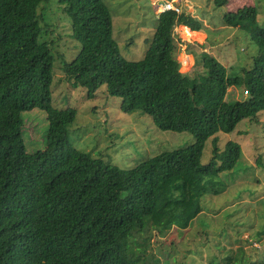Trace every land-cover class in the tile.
Returning a JSON list of instances; mask_svg holds the SVG:
<instances>
[{
    "label": "trees",
    "instance_id": "16d2710c",
    "mask_svg": "<svg viewBox=\"0 0 264 264\" xmlns=\"http://www.w3.org/2000/svg\"><path fill=\"white\" fill-rule=\"evenodd\" d=\"M48 3L0 0V264H138L145 260L141 244L149 229L163 234L172 226L187 227L201 211L203 195L220 192L218 176L235 166L241 148L228 140L218 149L214 135L264 111V57L228 75L202 53L195 58L206 71L201 83L180 72L176 59L174 28H203L191 14L160 12L144 56L131 61L112 37L104 0H58L70 19V36L80 44L70 62L60 55L66 80L89 96L104 85L108 95L120 98L123 113L146 114L160 130L193 137L187 146L123 169L73 147L68 126L76 111L51 105L54 41L41 40L50 26L40 24ZM228 3L214 0L216 7ZM256 15L254 6L239 7L226 11L222 22L264 50ZM230 86H242L246 97L225 100ZM33 108L46 113V145L26 152L22 112ZM211 137L212 156L203 163ZM232 260L220 264H241Z\"/></svg>",
    "mask_w": 264,
    "mask_h": 264
},
{
    "label": "rangeland",
    "instance_id": "374dc122",
    "mask_svg": "<svg viewBox=\"0 0 264 264\" xmlns=\"http://www.w3.org/2000/svg\"><path fill=\"white\" fill-rule=\"evenodd\" d=\"M104 1L111 13L112 37L120 55L131 61L141 59L152 39L162 0ZM171 1L178 3L180 12L191 14L203 26L199 33H193L183 25L174 28V34L179 38L176 59L180 72L192 78L196 76L202 83L206 71L201 61L195 60L202 53L219 61L228 75L237 74L240 68L251 67L254 59L264 57V50L258 48L243 30L222 22L226 11L254 6L257 22L264 28V0H229L227 5L220 7L215 6L214 0ZM42 18L40 24L50 28L41 40L54 41L51 105L76 111L68 126V140L73 147L129 169L163 150L193 142L187 131L160 130L146 114L123 113L120 98L108 95L104 85L89 96L84 87L68 82L62 72L60 55L65 62H70L80 50V44L70 36V19L62 12L58 0H49ZM246 95L242 86H230L225 100H241ZM22 119L26 152L43 149L47 137L46 113L33 108L23 111ZM214 136L218 149H223L228 140L237 142L241 148L240 159L230 171L219 174L220 192L203 195L201 211L187 227L172 226L163 234L151 228L147 236L142 234L148 239L141 244L144 250L140 254L145 260L138 264H220L229 256L234 263L264 261V111L242 119L231 132L219 131ZM212 138L204 144L203 163L212 156ZM136 239L142 242L138 236Z\"/></svg>",
    "mask_w": 264,
    "mask_h": 264
},
{
    "label": "built area",
    "instance_id": "2783aa9c",
    "mask_svg": "<svg viewBox=\"0 0 264 264\" xmlns=\"http://www.w3.org/2000/svg\"><path fill=\"white\" fill-rule=\"evenodd\" d=\"M158 9L160 12L172 10V11H175L176 13H180L179 5L177 3H175L174 1H171V0L160 1Z\"/></svg>",
    "mask_w": 264,
    "mask_h": 264
},
{
    "label": "crops",
    "instance_id": "0c3cea01",
    "mask_svg": "<svg viewBox=\"0 0 264 264\" xmlns=\"http://www.w3.org/2000/svg\"><path fill=\"white\" fill-rule=\"evenodd\" d=\"M175 3H177V2H175ZM178 4V3H177ZM158 15V14H157ZM179 26H182V25H179ZM177 27V26H176Z\"/></svg>",
    "mask_w": 264,
    "mask_h": 264
},
{
    "label": "water",
    "instance_id": "95a60500",
    "mask_svg": "<svg viewBox=\"0 0 264 264\" xmlns=\"http://www.w3.org/2000/svg\"><path fill=\"white\" fill-rule=\"evenodd\" d=\"M157 17H159V13H158Z\"/></svg>",
    "mask_w": 264,
    "mask_h": 264
}]
</instances>
